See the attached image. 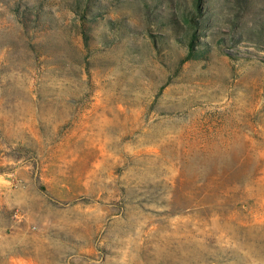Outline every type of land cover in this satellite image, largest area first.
<instances>
[{"label": "rangeland", "instance_id": "obj_1", "mask_svg": "<svg viewBox=\"0 0 264 264\" xmlns=\"http://www.w3.org/2000/svg\"><path fill=\"white\" fill-rule=\"evenodd\" d=\"M0 264H264V0H0Z\"/></svg>", "mask_w": 264, "mask_h": 264}, {"label": "trees", "instance_id": "obj_2", "mask_svg": "<svg viewBox=\"0 0 264 264\" xmlns=\"http://www.w3.org/2000/svg\"><path fill=\"white\" fill-rule=\"evenodd\" d=\"M188 59H196L194 56H192V51L189 53V58Z\"/></svg>", "mask_w": 264, "mask_h": 264}]
</instances>
